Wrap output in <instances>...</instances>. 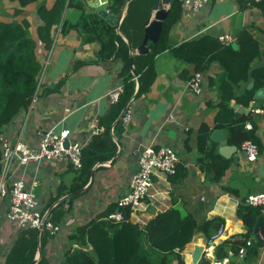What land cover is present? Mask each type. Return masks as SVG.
<instances>
[{"label":"crops","instance_id":"crops-1","mask_svg":"<svg viewBox=\"0 0 264 264\" xmlns=\"http://www.w3.org/2000/svg\"><path fill=\"white\" fill-rule=\"evenodd\" d=\"M131 1L128 0L116 16L120 19L115 30L127 51H120L109 60H99V45L83 44L81 37L74 31L62 35L57 29L49 49H44L37 42L36 57L43 66L34 101L3 128L2 136L5 139L11 143L19 140L30 147H37L41 133L67 132L70 144H77L84 149L94 137L102 134L94 136L93 128L111 109L107 94L123 86L119 74L124 61L130 59V56L134 59L141 45L132 46L131 37L137 39L142 25L143 40L146 21L153 19L155 0L148 9L144 6L139 11V18L131 19L122 30L121 25ZM166 1L170 3L162 8L169 10L173 0ZM178 1L181 8L178 19L170 28V48L202 36L216 39L229 36L235 42L236 37L248 29L264 52V12L258 7L248 4L241 10L236 0H210L200 11L191 13L184 8V0ZM0 3L6 2L0 0ZM53 3L54 0H37L18 15L13 13L16 3H7L3 13L0 12L3 15L0 21L25 20L29 24L28 34L33 37L35 28L41 24L36 8L40 4L51 8ZM84 5L86 12L95 13L85 0ZM147 13L148 17L144 18ZM77 18L76 11L68 8L64 10L62 19L75 22ZM133 31H136V36H133ZM152 67L154 77L147 90L139 93L140 74L134 66H128L131 74L132 70L137 74L136 77L132 74L135 90L126 107L131 120L124 126L120 116V125L114 132L111 130L112 141L116 145L114 158L95 165L89 182L82 190L70 193L77 172L65 161L43 160L11 167L5 178L7 187L15 181H22L27 188L34 186L38 209L52 214L59 226L55 235L45 234L42 237L34 258L36 264L42 256L48 264H59L64 253L76 246L69 240V236L77 228L96 220L112 204L128 195L138 156L148 146H168L178 155L180 162L174 177L154 178L153 198L145 200L137 214L139 225H144L157 214L174 207L183 216L190 215L198 222L212 217L222 218L225 237L204 253V257L211 261L210 264L216 262L214 252L220 242L246 232L243 223L236 218L235 211L242 199L264 191V152L256 162H248L241 149L228 144V133L225 136L222 132L224 129L214 124L217 112L215 105L219 100L215 81L221 68L214 63L207 72L201 73L202 89L200 94H194L188 85L195 74L193 65L176 59L167 50L154 57ZM182 72L186 74L182 75ZM247 86L248 82L243 83L240 91L247 89ZM261 99L263 104L260 107H250L253 101L248 107H243L233 100L230 107L238 105L250 109L248 114L236 117V111L232 108V117L238 119L250 114L257 127V136L264 143V96ZM202 124L210 128L209 143L215 145L217 154L222 159L232 161L219 183L213 182L198 162L201 155L197 150L196 138ZM222 141L227 142L226 147L221 146ZM225 189H231L233 193ZM7 205V198L0 200V264H4L21 232L6 219ZM201 234H195L180 252L184 264H192L194 247L204 244L205 237ZM230 259L234 264H264V245L254 260H250L247 250L244 257L233 254Z\"/></svg>","mask_w":264,"mask_h":264},{"label":"trees","instance_id":"trees-1","mask_svg":"<svg viewBox=\"0 0 264 264\" xmlns=\"http://www.w3.org/2000/svg\"><path fill=\"white\" fill-rule=\"evenodd\" d=\"M6 1L16 3L13 13L18 15L26 6L37 0ZM127 1L108 0V13L118 16ZM236 1L241 10L249 4L264 12V2L256 4L252 0ZM152 4L153 0H132L128 4L121 29L123 30L131 19L139 18V11L144 6L148 9ZM66 8L77 12L78 18L75 22L62 19ZM180 8V2L173 0L158 41L154 44L148 43V54L134 57L133 66L140 74L139 93L147 90L154 77L152 67L154 57L167 50L171 51L176 59L193 65L195 73H205L211 64L216 63L221 68V73L215 81L219 90V100L215 105L217 112L214 124L228 131L229 145L241 149L242 143L250 141L257 147L259 155L262 154L264 143L257 136V127L252 116L249 114L233 119V109L230 107L232 100L238 105L248 107L254 101L255 91L264 89V67H259L251 74L253 88L240 91L241 85L248 81V72L262 59L263 51L260 44L248 29H244L235 39L237 50L231 47V43L221 44L216 38L209 36H202L170 48L168 42L170 28L179 17ZM35 12L41 23L35 28L36 40L34 36L28 34L27 21H0V136L6 125L28 109L36 94L43 66L36 57L37 42L44 49H49L54 34L59 29L62 35L70 31L76 32L83 44H98L99 60H109L120 51H127L114 27L96 13L86 12L84 0H54L51 8L40 4ZM148 15L149 13L144 18ZM142 31L141 25L137 39L130 36L132 46L137 47L141 44ZM133 36H136V31H133ZM118 43L120 45L117 47ZM128 66L129 59L124 61L119 74L123 82V92L118 102L111 106L109 113L98 120V127L103 129L102 134L94 137L82 150V167L70 186V193L82 190L90 180L93 167L112 160L116 154L111 130L114 132L120 125V116L135 90V82L128 71ZM181 74L185 75L186 72ZM248 123L251 125L250 130L245 127ZM210 132L206 124L200 125L198 129L196 145L201 155L198 162L205 174L210 175L213 182L219 183L232 161L222 159L217 154L215 145L209 143ZM225 191L233 193L231 189ZM245 201L246 199H242L238 203L235 215L243 223L246 232L220 242L215 247L216 262L228 258L229 252L236 255L248 239H252V245L247 248L250 260L259 256L260 248L264 245V215L260 208L251 207ZM114 213H120L122 219L118 222L109 219ZM258 220L261 243L256 241L251 233ZM222 227L224 220L220 217L198 222L190 215L183 216L175 207L157 214L144 225H139L131 221L128 207L115 203L96 220L77 228L69 236V240L76 246L64 253L59 264H174V262L184 264L180 252L191 242L195 234L202 233L209 240ZM45 234L38 237L37 231H21L4 264H32ZM210 263L209 259L203 257L198 264ZM37 264L48 263L42 256Z\"/></svg>","mask_w":264,"mask_h":264},{"label":"built area","instance_id":"built-area-1","mask_svg":"<svg viewBox=\"0 0 264 264\" xmlns=\"http://www.w3.org/2000/svg\"><path fill=\"white\" fill-rule=\"evenodd\" d=\"M210 0H184V8L196 13L205 7ZM253 3H262L264 0H252ZM221 44H230L233 42L229 36H221L218 39ZM191 91L194 94H200L202 89V75L195 73L188 82ZM123 92V86L114 89L107 94L110 105L118 102L120 95ZM34 101V98L32 99ZM131 120L129 110H124L121 121L124 126H127ZM246 129H251L250 125L246 124ZM103 132V129L94 126L93 134L97 136ZM67 139V132L54 134L45 132L40 134V140L37 147H30L21 141L15 143L9 142L3 136H0V200L8 199L6 219L11 222L19 231L34 230L37 231L38 237L46 233L55 235L59 231V226L56 225L52 214L49 212H41L38 209L36 196L33 188H27L22 181H15L10 187H7L5 178L8 175L13 165L26 166L30 162H41L43 160H60L69 164L72 169L78 172L82 167V147L77 144H70L67 148L64 147V141ZM241 150L245 153L246 160L250 163L257 161L259 157L257 147L250 141L242 143ZM178 155L168 146H148L144 148L137 160V168L132 175L129 183V193L117 204L122 207H128L130 219L134 223H138V211L143 206L145 200L153 198L154 178L173 176L179 165ZM246 204L260 208L264 215V191L254 193L246 198ZM113 221H120L122 216L120 213H114L109 216ZM225 228H220L207 242L204 248L206 251L222 238L225 237ZM252 245V241L248 239L245 246L239 248L237 254L239 257L246 255V250ZM233 253H228V258L222 262L214 264H234L230 262ZM260 264V263H253Z\"/></svg>","mask_w":264,"mask_h":264},{"label":"water","instance_id":"water-1","mask_svg":"<svg viewBox=\"0 0 264 264\" xmlns=\"http://www.w3.org/2000/svg\"><path fill=\"white\" fill-rule=\"evenodd\" d=\"M130 1V0H129ZM85 2L88 3V5L94 10V12L103 20H105L110 26L114 27L115 29L118 28V20L120 17H116L112 14H109L107 11L108 8V2L107 0H85ZM170 2L166 0H155V3L152 7L153 12V19L146 21V27L144 28V35L141 45L137 48V54L138 55H146L149 52V49L147 47L148 43L154 44L158 41L160 34L162 32L163 22L165 21L168 10L163 9V6L168 5ZM231 47L234 50H237V45L235 42L231 43ZM263 61L259 62L253 69H251L248 72V86L247 89H252L253 84L251 82V74L255 68L264 67V52L262 53ZM134 64L133 56H130L129 59V67L132 68ZM132 74L136 77L137 74L135 71L132 70ZM262 96H264V89H258L255 91L254 94V101L251 103L250 107H260L263 104ZM232 108L236 111V117H238L240 114H248L250 112V109H243L242 107L238 105H233ZM223 134L226 136L228 131L224 129ZM226 141L221 142L222 147H226ZM70 145V142L68 139L64 141V147L67 148ZM228 151V148H225ZM92 175V173H91ZM258 224L259 220L257 221L255 227L252 229L251 233L254 236V239L261 243V236L258 232ZM202 235V234H201ZM208 240L205 238L204 244L200 246H195L194 251L191 255V261L192 264H198L202 257H204L205 250L204 248L207 246ZM32 264H36L35 261Z\"/></svg>","mask_w":264,"mask_h":264},{"label":"rangeland","instance_id":"rangeland-1","mask_svg":"<svg viewBox=\"0 0 264 264\" xmlns=\"http://www.w3.org/2000/svg\"><path fill=\"white\" fill-rule=\"evenodd\" d=\"M6 3H0V12H2L3 13V10H4V8H5V6L7 5V3H10V2H8V1H6V0H4ZM12 4V3H11ZM3 15H0V17H2Z\"/></svg>","mask_w":264,"mask_h":264}]
</instances>
